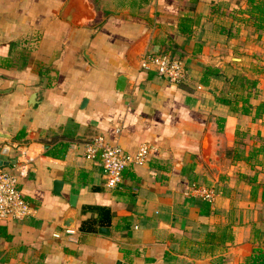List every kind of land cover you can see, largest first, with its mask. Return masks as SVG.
Wrapping results in <instances>:
<instances>
[{
  "label": "crops",
  "instance_id": "0c3cea01",
  "mask_svg": "<svg viewBox=\"0 0 264 264\" xmlns=\"http://www.w3.org/2000/svg\"><path fill=\"white\" fill-rule=\"evenodd\" d=\"M245 6L0 0V166L18 173L19 149L33 155L19 187L35 208L0 224V264H244L258 243L254 228L264 231V149L258 162L235 157L264 145V113L253 117L264 100V65L253 62H264V32ZM158 52L185 61L179 83L141 66ZM208 65L220 72L206 85ZM235 72L257 78L248 114L217 99L233 91L225 77ZM96 134L127 151L152 148L109 187L99 159L83 153ZM197 183L215 186L211 202L190 193Z\"/></svg>",
  "mask_w": 264,
  "mask_h": 264
},
{
  "label": "built area",
  "instance_id": "2783aa9c",
  "mask_svg": "<svg viewBox=\"0 0 264 264\" xmlns=\"http://www.w3.org/2000/svg\"><path fill=\"white\" fill-rule=\"evenodd\" d=\"M141 66L154 67L158 74L174 83L180 82L186 74L185 61L166 52L144 55ZM197 86L201 87V84ZM151 148L148 142H141L135 150L127 151L107 140L103 134H96L85 141L83 153L87 158L99 159L105 184L115 187L122 181V173L126 167L146 162ZM32 161L33 155L22 147L19 149L18 173L0 166V224L10 218L34 214V206L24 198L19 187V176L25 173ZM190 193L211 202L217 189L210 184L197 183L191 186ZM65 230L69 233L74 231L70 226H66Z\"/></svg>",
  "mask_w": 264,
  "mask_h": 264
},
{
  "label": "trees",
  "instance_id": "16d2710c",
  "mask_svg": "<svg viewBox=\"0 0 264 264\" xmlns=\"http://www.w3.org/2000/svg\"><path fill=\"white\" fill-rule=\"evenodd\" d=\"M240 12H243L246 14V20H249L254 27V30L260 35L262 32H264V0H246V6L244 8L239 9ZM188 18H183V20L180 21V27L181 29L185 31H190L188 29L189 25L187 22ZM221 31H224L227 35H231V29H227L225 27L220 28ZM170 55H175L171 53ZM220 72V69L208 65L204 68L202 71L200 81L203 84H208L210 77L213 74H218ZM226 81L229 84L235 83V87L233 88V91L230 94H221L217 95V99L230 104L231 108L234 110H240L243 113H250L253 105L250 101L251 97L254 95V89L256 87L257 78L255 77H249L243 74H240L239 72L232 73L230 75H227ZM179 83V82H178ZM264 113V100H260L255 106H254V114L253 117L257 118L261 116ZM224 117L220 116L219 120L220 124L219 126H222ZM23 134V130H20L17 133V136H21ZM264 149L263 146H257L250 149V151L245 154L241 155L242 149L239 148L237 151L235 157L236 158H243L247 161L254 160L257 161V155L260 151ZM241 176L247 177L250 181L255 180V175H246L241 174ZM257 190V184L253 183L251 187V196L254 197ZM264 197V193L262 195ZM254 234H255V240L258 241V243L253 247L252 252L250 255H248L245 260L244 264H264V231L261 232V229L259 227L254 228ZM260 238V240H259Z\"/></svg>",
  "mask_w": 264,
  "mask_h": 264
},
{
  "label": "water",
  "instance_id": "95a60500",
  "mask_svg": "<svg viewBox=\"0 0 264 264\" xmlns=\"http://www.w3.org/2000/svg\"><path fill=\"white\" fill-rule=\"evenodd\" d=\"M124 81H125V75L124 74H120L119 75V77H118V79H117V87L119 88V89H122L123 88V86H124ZM8 149H9V145L8 144H4L3 145V149H2V152H7L8 151ZM1 161H3V160H1L0 159V165L2 164V163H4V164H6L7 163V161H3V162H1ZM62 183H63V180L62 179H55L54 180V182H53V189H54V192H56V193H60V189H61V187H62ZM75 200H76V194L75 193H70L69 194V203L71 204V205H74L75 204ZM71 217H70V219H69V217H68V220L67 221H65V225L66 226H71ZM99 230H105V227H99ZM116 264H121L120 263V261L118 260L117 262H116Z\"/></svg>",
  "mask_w": 264,
  "mask_h": 264
},
{
  "label": "rangeland",
  "instance_id": "374dc122",
  "mask_svg": "<svg viewBox=\"0 0 264 264\" xmlns=\"http://www.w3.org/2000/svg\"><path fill=\"white\" fill-rule=\"evenodd\" d=\"M253 62H255V63H258V64H260L261 66H263L264 65V62H259V61H253ZM253 62L251 63V66H253L254 64H253Z\"/></svg>",
  "mask_w": 264,
  "mask_h": 264
}]
</instances>
